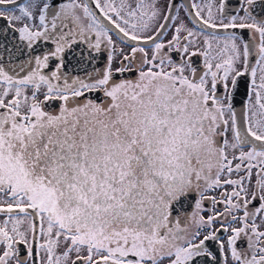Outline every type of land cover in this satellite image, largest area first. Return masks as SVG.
<instances>
[{"label":"snow or ice","instance_id":"snow-or-ice-1","mask_svg":"<svg viewBox=\"0 0 264 264\" xmlns=\"http://www.w3.org/2000/svg\"><path fill=\"white\" fill-rule=\"evenodd\" d=\"M0 264H264V0H0Z\"/></svg>","mask_w":264,"mask_h":264},{"label":"flooded vegetation","instance_id":"flooded-vegetation-1","mask_svg":"<svg viewBox=\"0 0 264 264\" xmlns=\"http://www.w3.org/2000/svg\"><path fill=\"white\" fill-rule=\"evenodd\" d=\"M233 3H235V0H232ZM183 14V13H182ZM195 59V58H194ZM240 97H237V108L239 109L240 106Z\"/></svg>","mask_w":264,"mask_h":264}]
</instances>
